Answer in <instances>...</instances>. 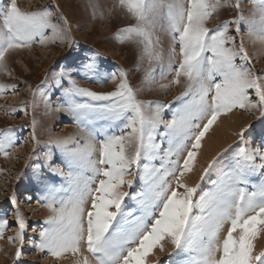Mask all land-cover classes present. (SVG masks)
<instances>
[{
  "label": "snow or ice",
  "instance_id": "6c2138e0",
  "mask_svg": "<svg viewBox=\"0 0 264 264\" xmlns=\"http://www.w3.org/2000/svg\"><path fill=\"white\" fill-rule=\"evenodd\" d=\"M251 2L260 20L258 28L250 26L249 34L264 44V0ZM120 5L126 7L137 23L121 29L118 40L134 41L141 46V59L161 60L158 32L171 34L173 56L175 45L179 46L182 59L175 82L179 83L180 76L187 77L185 91L177 97L182 101L181 110L165 122L162 112L170 105L138 100L137 91L124 73L120 74L116 90L111 92L81 87L74 68L100 80L116 79L115 75L100 77V69L91 60L78 67L62 68L55 86L62 90L65 104L58 108L66 107L78 126L94 121H124V124L119 134L104 133L101 140L89 130L83 142L74 137L54 141L68 166L66 176L64 172L56 174L68 181V188L44 185L40 202L52 215L44 222L47 227L40 231L36 250L55 258L67 254L80 256L86 250L89 256L76 264H147V257L156 248L163 251V241L167 240L177 250L173 255L183 256L176 264H264V250L257 252L254 243L258 234L264 232V179L256 190L242 187L250 184V178L257 173L264 177V139L258 147L254 142L249 144L245 137L248 129H242L239 133L242 146H238L232 164L220 170L214 189L197 199L194 197L199 186L189 187L182 180L192 170L202 139L222 114L234 109H255L264 117V74L248 66L250 61L243 40L237 48L235 37L228 32L231 24L235 23L239 32L241 23L247 22L241 0L235 4L230 0L224 3L221 0H120ZM222 7H235L240 14L217 29H209L208 20ZM51 16L48 9L25 12L16 0H0V72L6 71V54L11 50L30 47L37 41L43 45L57 38L68 39L67 29L59 23L61 18L53 22ZM49 29L51 36L47 35ZM237 58L244 64L238 65ZM217 77L219 81L213 83ZM145 80L149 85L154 82L151 69L146 71ZM15 87L0 84V94L8 88L14 93ZM250 90L255 93V100ZM161 124L164 126L161 142L166 139L169 144L163 159L170 166L162 163L156 169L144 164L146 189L138 196L124 191L125 187H133L134 180L129 177L133 176L134 166L136 177L140 178L141 161H152L159 156L160 145L156 141ZM32 127L35 129V121ZM15 146L11 129L0 133V153L7 157V149ZM185 151L182 165L179 159H171ZM97 152L98 160L93 159ZM219 165V158H214L204 169L201 181ZM85 172L92 175L85 176ZM169 177L175 180L176 187ZM59 192L70 195L61 197L57 195ZM126 198L139 205V215L125 206ZM9 203L13 205L19 231L8 240L19 242L15 251V259L19 261L26 225L15 196ZM11 227L7 214L0 217V239Z\"/></svg>",
  "mask_w": 264,
  "mask_h": 264
},
{
  "label": "rangeland",
  "instance_id": "374dc122",
  "mask_svg": "<svg viewBox=\"0 0 264 264\" xmlns=\"http://www.w3.org/2000/svg\"><path fill=\"white\" fill-rule=\"evenodd\" d=\"M16 2L25 12L48 9L52 12L53 22H57L60 17L59 23L67 29L68 39L61 41L57 38L55 42L49 40L43 45L37 41L30 47L11 50L6 54V71L0 72V84L16 86L14 93L8 88L0 94V133L11 129L16 145L7 149V157L0 153V217L7 214L9 224L12 225L4 231V238L0 239V264H59L57 258L36 250V245L39 244L38 234L47 227L44 222L52 215L40 202L44 185L54 184L68 188V181L56 174L64 172L66 176L68 166L62 153L55 147L54 141L74 137L83 142L89 130L96 135L97 140H101L104 133L119 134L124 124V121H94L88 125L78 126L75 117L66 107L63 110L57 107L65 104L62 90L55 86V78L61 69L78 67L89 60L93 61L100 69V77L115 75L116 79L100 80L99 77L77 71L76 68L74 76L81 87L100 93L116 90L120 83V74L124 73L130 86L137 91L138 100L170 105L162 112L165 122L170 121L173 115L181 110L182 101L177 100V97L185 91L187 77L180 76L179 83L175 82L176 70L182 57L179 55L178 45H175L176 55H172L173 41L170 33L166 31L157 33L161 52L159 62H150L147 57L141 59L142 48L136 42L118 40L121 29L135 26L137 23L127 12L126 7L120 5V0H16ZM224 2L225 0H221V3ZM230 2L235 4L236 0ZM253 8L251 0H241L242 14L247 22L241 23L239 32L237 25L231 24L228 32L235 37L237 48L241 39L243 40L250 61L248 66L256 73L264 74V44L249 34L250 26L259 27V12L254 14ZM239 14L235 7H222L212 15L206 26L209 29H217L234 20ZM47 35H52L50 29L47 30ZM236 63L241 65L244 61L237 58ZM149 69L152 70L154 79L150 85L145 80V73ZM218 81L219 77L213 83ZM67 86L65 82L64 87ZM250 96L255 100V93L251 90ZM33 121L35 129L32 127ZM245 128L248 129L245 133L246 142L249 144L254 142L258 147L264 139V117L255 109L249 111L234 109L222 114L202 139V147L198 150L197 157H202L201 150L204 151L205 148L207 150L204 157L206 160L202 159L205 166L202 162L199 170L204 171L217 157L220 165L203 182L200 179L203 171L201 173L199 170L196 172L191 170L184 174L182 177L184 183L189 187L199 186L194 199L213 190L214 182L220 178V170L227 169L232 164L238 146H242L239 133ZM163 132L164 126L161 124L160 135L156 141L160 145L159 156L152 161H141L140 178L136 177L134 166L133 176L129 177L134 180L133 187L132 189L125 187L124 191H131L138 196L146 189L144 164L156 169H160L162 163L165 167L170 166L168 160L163 159L169 147L166 139L161 142ZM185 156L186 151L178 158L173 156L171 159L173 161L179 159L182 165ZM93 159H99L98 152ZM257 163L259 164V160ZM84 175L91 176L92 173L85 172ZM259 177H261L259 173L253 175L250 178L251 183L242 187L248 191L256 190L254 183ZM168 179L172 186L176 187L175 180L172 177ZM178 190L183 192V189ZM57 195L63 197L70 193L59 192ZM13 196L17 200L26 225L23 255L19 261L15 259L19 242L10 243L8 240L9 237L14 238L19 231L15 224L13 205L9 203ZM125 206L140 214L139 205L133 200L126 198ZM254 243L257 252L264 250V232L258 234ZM163 245L164 250L156 248V253L147 258V264H170V261L176 264V261L183 259V256L178 258L173 255L177 250L170 241H163Z\"/></svg>",
  "mask_w": 264,
  "mask_h": 264
},
{
  "label": "bare ground",
  "instance_id": "6f19581e",
  "mask_svg": "<svg viewBox=\"0 0 264 264\" xmlns=\"http://www.w3.org/2000/svg\"><path fill=\"white\" fill-rule=\"evenodd\" d=\"M66 127V126H65ZM64 127V128H65ZM206 150H207V148H205L204 149V151L203 150H201L202 151V153L200 152V155L202 156V157H200V156H198L197 158H195V160H194V162H193V166H192V171H198L199 170V168H200V165H203L204 164V166H205V163L202 161V159L205 157V155H206ZM209 150V149H208ZM64 157V156H63ZM205 159V158H204ZM211 159V158H210ZM206 160V159H205ZM209 161V160H208ZM202 162H203V164H202ZM206 162V161H205ZM208 163V162H207ZM206 163V164H207ZM203 166V167H204ZM202 168V167H201ZM204 169V168H203ZM200 171V170H199ZM203 171V170H202ZM202 171H200L201 173H202ZM198 175V174H197ZM262 179H264V177H259V178H257V181L254 183V184H256V188L258 187V185H259V183L261 182V180ZM89 207H90V205H89ZM223 234L224 233H222L221 234V239L223 238ZM38 236H39V234H38ZM40 238V237H39ZM39 238L37 239V242L39 243ZM156 253V249L154 250V252L152 253V254H150L147 258H150L153 254H155ZM84 256H89V254L87 253V251L85 250L84 252H83V254L82 255H80V256H73V255H71V254H67V255H65V256H62V257H60V258H57V260L59 261V264H76V261L77 260H82L83 259V257Z\"/></svg>",
  "mask_w": 264,
  "mask_h": 264
}]
</instances>
